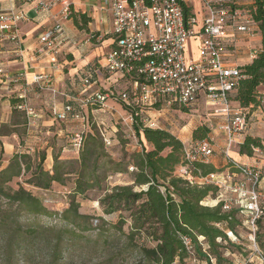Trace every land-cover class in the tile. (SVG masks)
I'll list each match as a JSON object with an SVG mask.
<instances>
[{"label": "built area", "instance_id": "2783aa9c", "mask_svg": "<svg viewBox=\"0 0 264 264\" xmlns=\"http://www.w3.org/2000/svg\"><path fill=\"white\" fill-rule=\"evenodd\" d=\"M30 3L39 13L51 12L60 4L64 19L72 11L70 0H22ZM112 16V34L114 46L107 53L94 74L105 71L112 85L125 84L118 93L130 111L131 117L148 113L149 109L159 112L165 107L191 108L203 100L211 106L213 113L226 115L222 128L225 131V155L228 165L222 170L203 175L200 170L194 173L196 162L211 163L215 148L211 138L194 140L185 144V163L180 165L175 175L182 177L192 185L214 186L217 196L212 205H222L224 212L237 210L249 229L239 238L233 230H225L230 241L241 244L239 251L226 253L235 255L232 264H264V248L261 246L258 233L260 221L264 220V177L258 166L239 162L232 158L229 151L240 144L249 123L247 109L233 105V94L243 77L242 66L235 64L228 57V47L233 42L226 34L228 28L239 33L250 34L255 24L251 13L233 0H202L207 8L206 15L199 21L196 15L186 17L185 4L188 0H153L147 4L144 0H103ZM22 7H3L0 2V48L6 41L14 42L20 48V23L25 19ZM195 41L197 57L189 50L191 40ZM40 51L51 56L52 62H58L59 47L63 43V25L57 21L52 28L44 31L40 37ZM254 51V56L257 55ZM5 72L0 68V80ZM8 77V76H7ZM10 81L18 82L19 90L15 97L19 99L18 108L25 110L29 124L37 117L35 109L28 102L30 84L23 80L22 74ZM92 75L83 79L85 97L78 99L82 107L106 105L110 97L115 96V88L106 91H89ZM58 93L53 86V77L40 73L32 85ZM1 90V88H0ZM259 107L264 111V95H261ZM54 117L67 121L70 118L82 122V129L76 131L71 139L72 147L80 150L84 144L89 116L83 108L76 110L70 102L63 109L54 108ZM145 125L159 127L158 119L150 116ZM135 122V120H134ZM133 122V124H134ZM104 135V134H103ZM106 144L111 140L104 135ZM264 150L256 147L254 151ZM218 226L222 227L221 224ZM187 252L191 255L192 264H199L196 245L192 237L183 235ZM228 246L229 240L219 238ZM246 239V242H241ZM211 263L216 264L211 258Z\"/></svg>", "mask_w": 264, "mask_h": 264}, {"label": "trees", "instance_id": "16d2710c", "mask_svg": "<svg viewBox=\"0 0 264 264\" xmlns=\"http://www.w3.org/2000/svg\"><path fill=\"white\" fill-rule=\"evenodd\" d=\"M144 1L150 4L153 0ZM233 2L235 6L238 5L251 13L262 34L261 47L251 62L242 65L243 77L232 96L242 107L252 112L261 104L259 86L264 84V0H253L252 4H239L237 0ZM184 6L187 18L194 15L191 5ZM70 16H73L75 24L80 28L88 25L89 18L85 13H75L72 9ZM11 103L14 111L17 110L19 99L13 96ZM22 123L17 121L13 125ZM134 130L143 149L133 151L130 161L127 162L114 161L106 150L102 136L92 131L86 134L78 168L74 167L72 161L62 160L56 154L51 173L44 168L45 152L40 154L38 161L34 163L31 154L16 151L8 166L0 170V230L8 228L15 231L13 232L15 235L23 232L26 235H38L39 228H42L30 224L25 229L12 211L14 205L38 217L58 216L68 228L65 233L71 237L99 227L89 222V214L80 212L77 195H84L92 188L101 190L109 176L126 172L129 173L130 183L104 187L105 192L99 199V204L104 208L105 213L129 212L132 224L127 235L131 241L134 242L135 235L140 234L150 242H155L151 247L144 243L137 244L150 264H174L176 261L180 264H190L191 255L186 250L183 235L192 237L200 259L199 264H212L211 258L215 259L216 264H222L220 262L228 254L224 249L229 248V251L234 252L229 246L233 243L225 234V230L227 228L233 230L240 238L242 234L240 230L245 233L249 229L245 220L237 210L224 212L221 204L212 206L205 202L211 194L217 196L218 190L214 186L192 185L188 180L175 175L176 169L186 161L184 160L185 144L179 135L166 127L146 126L139 121L138 115H135ZM210 131L211 128L205 125L197 126L194 128L193 141L209 139ZM3 135L9 134L3 133L0 126V143ZM143 137L150 145L148 149L143 143ZM263 146L264 141L260 137L247 134L240 142L239 153L253 156L254 148ZM129 166L133 167V171H128ZM31 169L33 172L29 181L40 189H49L56 181L65 184L68 177L75 173V185L71 192L73 196L65 210H50L44 205L43 199L34 195L31 190L23 186L18 189L8 186L14 177L21 176ZM198 170L203 175H207L217 169L212 163L196 162L194 173ZM262 173L264 177V168ZM100 219L104 223V218L100 217ZM125 221H127L126 217L121 214L120 223L123 224ZM121 224H119L120 230ZM262 228H264V220L260 221L258 233L261 246L264 248V237L260 235ZM221 237L229 240L228 246L220 242ZM61 238L62 235L59 234L52 248L55 261L59 260L62 252Z\"/></svg>", "mask_w": 264, "mask_h": 264}, {"label": "rangeland", "instance_id": "374dc122", "mask_svg": "<svg viewBox=\"0 0 264 264\" xmlns=\"http://www.w3.org/2000/svg\"><path fill=\"white\" fill-rule=\"evenodd\" d=\"M193 53V51L191 50ZM12 86L18 84V82H11ZM19 86V85H18ZM126 85L118 83L116 86L115 96L110 97L106 105L99 108L97 105L85 106L83 112L90 118V123L87 124L85 129L88 134L91 131L99 133L104 140V135L111 140V144L104 145L107 152L113 158L114 161H130V156L135 150H142L143 145L140 143V139L134 130V116L131 117L130 111L125 107L122 100L118 99L119 91L125 89ZM15 90H19V87H13ZM50 90L45 88L36 87L32 91H28V102L35 108V110L42 109L43 116H51L53 118V109L45 102L44 97L49 96ZM4 90L0 91V126H2V132L9 135H3L0 143V170L6 168L10 162L11 157L16 151L28 152L32 155V161L35 163L38 161V157L42 153H46V159L44 160V168L53 172L54 156L58 154L62 160H70L74 163V167L80 166V158L82 148L78 150L70 146V134H72L75 128L71 124L60 121L55 118L53 124H51L50 131L48 130V123L43 121L36 122L35 126L31 127V131L28 132V124L25 122L19 126H12L11 123L15 121H22L26 119L23 112H12L9 116L8 123H2V120L10 113V104L4 102L6 97H2ZM12 96L14 94H11ZM46 97V98H47ZM10 98V103H11ZM48 106L49 108H47ZM198 106V107H197ZM76 110H80L79 105H74ZM156 109H149L147 115L142 114L139 116V121L146 123V119L153 116L158 119L159 125L167 127L176 131V133L182 134V138L185 140V144H189L193 139L188 140L187 133L189 128L194 125L202 123L201 125H209L207 116L209 111L206 108V103H200V105L193 104L191 108L177 107L169 108L165 107L159 112ZM251 112L250 110H248ZM211 114V113H210ZM37 118V117H36ZM38 120V119H37ZM34 122V121H33ZM254 123L250 119L246 132L250 131V124ZM67 128L69 134L59 135L58 130ZM185 128V129H184ZM264 130V127L262 128ZM245 132V134H246ZM104 134V135H103ZM244 134V137H245ZM243 136V135H242ZM86 139V138H85ZM222 136L219 135L216 141L217 145L222 144ZM264 141V135L261 138ZM147 149L148 144L143 140ZM13 145V146H12ZM13 147V148H12ZM240 147V144L235 145L233 149ZM7 149H13L8 152ZM255 157L264 156V150L254 151ZM262 153V154H261ZM260 154V155H259ZM261 169V168H260ZM72 171V169H71ZM128 171H133V167L129 166ZM262 171V169H261ZM32 169L26 171L21 176L14 177L8 186L13 189H18L23 186L31 190L34 195L43 199V203L46 207L53 211H63L70 205L73 194L72 189L75 185L76 175L72 173L65 184H61L56 181L49 189L38 188L29 181L32 176ZM130 183L129 173L118 172L112 176H109L108 180L104 181V187H113L118 184ZM92 188L87 190L84 195H77L79 202V209L81 213L89 214V222L99 227L89 229L88 231L80 232L79 236L71 237L65 231L68 229L65 222L58 216L55 217H38L30 212L19 209L16 205L13 206L14 215L19 220V223L25 227L30 224L42 226L39 228L38 235H26L25 232L15 235L8 228L0 230V264H150L148 260L140 252L139 243H144L148 246L155 245V242L149 241L144 235L136 234V240L133 242L128 237V233L131 228V220L129 218V212H114L105 213L104 208L99 204V199L103 196L105 189ZM214 196H208L206 201L208 205L214 203ZM1 202V199H0ZM216 206V205H212ZM121 214H123L127 221L123 224L120 223ZM104 218V223L100 219ZM119 224L122 225V229H119ZM50 227V229H48ZM71 228V227H70ZM26 229V228H25ZM24 229V230H25ZM105 229V230H104ZM78 231V230H77ZM243 234V231L240 230ZM261 237H264V228L261 231ZM62 235V252L58 261L54 260L52 256V248L55 245V239L57 236ZM264 239V238H263ZM246 242V239L241 241ZM241 244L238 242L229 245L234 252L239 251ZM226 246V245H224ZM242 246V245H241ZM229 249V248H228ZM224 249V251H228ZM225 252V253H226ZM233 253V252H231ZM234 256L232 254L225 255L222 264H232ZM174 264H180L176 261ZM192 264V261L190 262Z\"/></svg>", "mask_w": 264, "mask_h": 264}, {"label": "crops", "instance_id": "0c3cea01", "mask_svg": "<svg viewBox=\"0 0 264 264\" xmlns=\"http://www.w3.org/2000/svg\"><path fill=\"white\" fill-rule=\"evenodd\" d=\"M70 1L72 3L71 8L75 13H85L89 18L87 26L80 28L77 24H75L73 16H69L67 19H64L61 9L62 6L60 4L53 7L51 12L39 13L30 3H26L22 0H0L4 8L10 6L22 7L26 14L25 19L21 21L19 25V36L21 41L20 48H18L14 42L9 40L6 41L0 48V68H3L5 72L3 79L0 80V88L1 90H4V94L2 95V97H6L4 102L10 104V113H8L2 120V123H8L10 119L9 116L12 112L21 111L25 113V110L19 109L18 107L17 110L14 111L13 103H10V98L12 99L18 91L13 88H18V84L12 86L11 82L13 81H10V79L20 74H22L23 80L30 84V91L37 87L36 84H32L38 74L44 73L53 77V86H56L59 92L53 94L50 91L48 94L49 96L44 97L45 102L48 103V106L52 107L53 111L54 108L59 110L63 109L64 105L70 102L73 105H79L80 108H83L84 110L85 107H82V103L78 99L85 97V94L82 92L84 88L83 79L85 76L90 74L92 75V83L89 86L90 92L99 91L100 89L106 91L108 88H115V86H117L109 83L105 71L98 74L92 73L93 69L99 68V65L104 62L105 56L114 46V38L112 34L113 23L109 8H107V5L103 0ZM237 1L239 4H252L253 2V0ZM187 4L193 7L194 15H196L197 19L201 21L207 12V8L203 4L202 0H188ZM57 21H60L63 25V43L59 47V61L52 62L51 56H49L48 53L40 51L39 48L41 42L39 41V37L44 31L52 28ZM226 34L233 40L228 47L229 59L235 64H239L241 66L251 62L255 57L253 55L254 51H258V49H260L262 42V34L260 33L258 24L255 23L252 25L250 34L239 33L234 31L232 28H228L226 30ZM189 50H192L194 52V56L197 57L198 53L196 52L195 41L193 39L189 43ZM259 92L261 95H264V84L259 86ZM11 94L14 95L12 96ZM200 103L203 104L204 101L200 100L196 103V105H200ZM233 105L239 106V103L234 100ZM48 106L46 107L49 108ZM206 108L209 111V115L207 116L209 125H207V127L211 128L210 138L212 143H214L215 148L214 154L210 158L211 163L217 170H222L228 165V158L225 155V147L227 145L226 136L225 131H223L222 128L227 117L226 115H217L213 113L211 106L207 104ZM42 110L43 107L37 111L35 110L37 118H35L34 123L29 124L27 117V120H24L28 124V132L31 131L32 126L36 125V122L40 121L48 123V130L50 131L51 124H53L56 117L53 118L51 116H43ZM249 116L254 123L250 124V131L244 134L262 138L264 135V130H262L264 127V111L258 106ZM63 122L71 124L75 127L72 134H70V137H73L76 131L82 129L83 127L81 121L73 118ZM13 123H11V125L15 127L21 125H13ZM201 124L202 123H199L194 125V127L189 128L190 130H188L189 132L186 137L188 140L193 139L194 128ZM89 129L90 126L86 130L88 131ZM171 130L176 133L173 129ZM58 132L59 135L70 133L67 128H62L58 130ZM176 134L182 138L181 132ZM244 134L243 136H240L239 140L244 138ZM219 135L222 136L221 140H223V142L222 144L217 145V150L216 141ZM143 140L147 144L144 137ZM182 140L185 144V140L183 138ZM70 146H72L71 140ZM11 150L13 149H7L8 152H11ZM229 154L235 160L239 162L242 161L253 166H258L263 171L264 156H259L258 158L254 155L248 156L247 154H240L239 148H232L229 151Z\"/></svg>", "mask_w": 264, "mask_h": 264}]
</instances>
